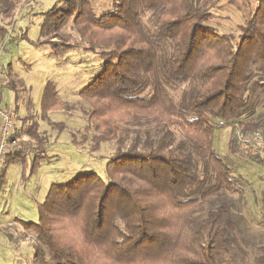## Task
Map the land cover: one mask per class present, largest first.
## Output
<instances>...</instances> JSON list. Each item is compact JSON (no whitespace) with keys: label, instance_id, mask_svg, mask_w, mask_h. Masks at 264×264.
<instances>
[{"label":"trees","instance_id":"trees-1","mask_svg":"<svg viewBox=\"0 0 264 264\" xmlns=\"http://www.w3.org/2000/svg\"><path fill=\"white\" fill-rule=\"evenodd\" d=\"M18 1L0 0V18L11 19ZM251 1L235 34L212 26L215 1L109 0L96 14L90 0H57L41 13L40 36L55 40V55L75 47L62 34L70 23L101 60L78 92L91 110L73 143L91 132L92 152L114 148L104 177L90 171L52 184L37 221L22 222L34 239L32 264H247L234 250L249 184L213 139L228 126L229 153L264 166V151L249 153L235 135L264 136V0ZM7 37L0 20L2 51ZM7 69L1 95L13 86ZM43 104V113L57 105L46 96ZM11 141L0 189L10 163L48 159L35 122ZM31 144L40 151L25 155ZM254 262L264 264V245Z\"/></svg>","mask_w":264,"mask_h":264},{"label":"rangeland","instance_id":"rangeland-1","mask_svg":"<svg viewBox=\"0 0 264 264\" xmlns=\"http://www.w3.org/2000/svg\"><path fill=\"white\" fill-rule=\"evenodd\" d=\"M56 1L19 0L11 19L0 18L6 23L9 35L4 50H0V61L13 81V86L5 87L2 92V105L12 112L16 129L35 122L39 133L48 141L45 151L48 159L35 166L29 160L24 166L18 162L7 166L0 189V264H32L34 239L30 233L23 232L22 222L37 221V207L52 184H65L90 171L104 177L105 163L114 148L112 143L103 144L99 151L92 152L91 132L82 144L73 143V139L81 143L91 110L78 92L100 71L101 60L84 49L85 42L70 23L62 34L70 44H75L71 49H60L55 55L50 48V42L55 40L40 36L41 13ZM209 1H215L212 26L222 33L235 34L254 6L251 0H201ZM90 2L96 14L107 10L109 5V0ZM45 96L57 105L43 113ZM230 139L228 126L215 129L216 153L249 184L239 204L245 226L240 228L241 242L234 252L247 264H255L258 248L264 245V228L258 225L264 221V166L231 155ZM33 150L38 152L40 148L31 144L23 152L26 155Z\"/></svg>","mask_w":264,"mask_h":264},{"label":"built area","instance_id":"built-area-1","mask_svg":"<svg viewBox=\"0 0 264 264\" xmlns=\"http://www.w3.org/2000/svg\"><path fill=\"white\" fill-rule=\"evenodd\" d=\"M7 79L4 75L3 64L0 61V90L1 87L6 83ZM13 114L6 107L2 105V97L0 94V173L2 168V163L6 154H8L12 150V146L14 142H9L10 137L13 134L14 130V119ZM236 138L238 141L249 148V150H253L254 148H260L264 151V136L259 132L253 134L249 137H241L239 131L235 132ZM36 150L31 152L27 151V154H34Z\"/></svg>","mask_w":264,"mask_h":264},{"label":"crops","instance_id":"crops-1","mask_svg":"<svg viewBox=\"0 0 264 264\" xmlns=\"http://www.w3.org/2000/svg\"><path fill=\"white\" fill-rule=\"evenodd\" d=\"M3 92V91H2ZM1 97H2V95H1ZM17 123H14V129H16V128H18L17 126ZM20 128V127H19Z\"/></svg>","mask_w":264,"mask_h":264}]
</instances>
